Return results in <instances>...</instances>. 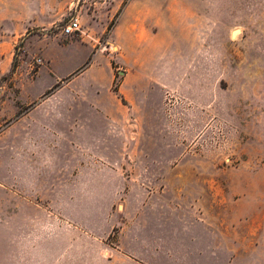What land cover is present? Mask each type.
I'll return each instance as SVG.
<instances>
[{"label": "rangeland", "instance_id": "374dc122", "mask_svg": "<svg viewBox=\"0 0 264 264\" xmlns=\"http://www.w3.org/2000/svg\"><path fill=\"white\" fill-rule=\"evenodd\" d=\"M34 1L0 21V223L10 188L93 264H264V0Z\"/></svg>", "mask_w": 264, "mask_h": 264}, {"label": "crops", "instance_id": "0c3cea01", "mask_svg": "<svg viewBox=\"0 0 264 264\" xmlns=\"http://www.w3.org/2000/svg\"><path fill=\"white\" fill-rule=\"evenodd\" d=\"M26 3H23V2ZM38 3L42 0H37ZM34 0H0V21L14 19L30 20V23L38 22L40 16L35 13L38 7L39 13H45L46 18L53 17L54 8L34 6ZM243 73V75H241ZM236 75L232 71H225L224 78L231 84H241L249 81L248 75L242 71ZM41 106L34 108L30 113L23 115L19 120L15 121L12 128L18 127L24 129L25 120L32 113H35ZM39 117V125L43 126L50 119L46 115L41 114ZM44 129V127H42ZM9 148L14 151V144L11 143ZM14 178L8 177V185L14 186ZM94 185V183L92 182ZM16 192L14 189L8 188L7 209L5 223H0V264H93L91 254L86 251L88 240L79 239L80 234L90 236L89 231L73 224L70 216L74 212H58L48 211L42 208L29 209L15 204ZM19 197V195L17 194ZM86 199H94V192L86 193ZM63 211V210H62ZM66 211V210H65ZM52 217H64L66 224L53 223ZM91 245L93 242L91 241ZM44 258H35L31 252L36 249H48ZM41 253V252H40Z\"/></svg>", "mask_w": 264, "mask_h": 264}, {"label": "built area", "instance_id": "2783aa9c", "mask_svg": "<svg viewBox=\"0 0 264 264\" xmlns=\"http://www.w3.org/2000/svg\"><path fill=\"white\" fill-rule=\"evenodd\" d=\"M81 31V25L77 18L70 20L62 29L63 36H74L77 32Z\"/></svg>", "mask_w": 264, "mask_h": 264}, {"label": "bare ground", "instance_id": "6f19581e", "mask_svg": "<svg viewBox=\"0 0 264 264\" xmlns=\"http://www.w3.org/2000/svg\"><path fill=\"white\" fill-rule=\"evenodd\" d=\"M239 35H240V31L237 29H234L232 32L233 40H236L239 37Z\"/></svg>", "mask_w": 264, "mask_h": 264}, {"label": "trees", "instance_id": "16d2710c", "mask_svg": "<svg viewBox=\"0 0 264 264\" xmlns=\"http://www.w3.org/2000/svg\"><path fill=\"white\" fill-rule=\"evenodd\" d=\"M58 87V85H56L54 88H57Z\"/></svg>", "mask_w": 264, "mask_h": 264}]
</instances>
